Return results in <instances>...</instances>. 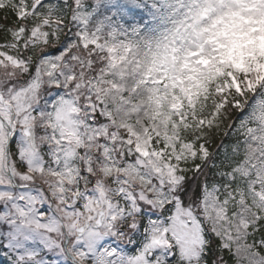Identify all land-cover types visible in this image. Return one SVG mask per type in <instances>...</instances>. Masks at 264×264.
<instances>
[{
  "label": "snow or ice",
  "instance_id": "snow-or-ice-1",
  "mask_svg": "<svg viewBox=\"0 0 264 264\" xmlns=\"http://www.w3.org/2000/svg\"><path fill=\"white\" fill-rule=\"evenodd\" d=\"M0 264H264V0H0Z\"/></svg>",
  "mask_w": 264,
  "mask_h": 264
}]
</instances>
